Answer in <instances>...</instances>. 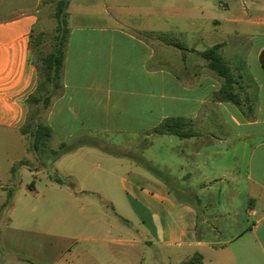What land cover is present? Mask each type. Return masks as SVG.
I'll list each match as a JSON object with an SVG mask.
<instances>
[{"label": "crops", "instance_id": "obj_1", "mask_svg": "<svg viewBox=\"0 0 264 264\" xmlns=\"http://www.w3.org/2000/svg\"><path fill=\"white\" fill-rule=\"evenodd\" d=\"M44 1L0 0V127L23 138L26 101L37 87L31 34ZM67 12L61 87L44 124L54 150L86 138L98 146L51 164L74 190L47 174L49 192L87 195L106 230L102 243L118 244L108 237L115 229L127 243L161 248L167 257L175 251L179 261L200 254L203 264H264V38L254 51L243 42L254 37L243 27L264 32V0H70ZM90 13L106 18L86 25ZM159 16L185 26L178 34L186 50L152 27ZM217 33L224 39L210 47L224 44L241 106L217 100L223 79L199 54L210 47L198 44ZM171 118L186 120L196 135L175 136L160 157L150 145L137 151L141 138L150 141ZM10 223L3 239L9 264H60L77 243L44 229L35 213Z\"/></svg>", "mask_w": 264, "mask_h": 264}, {"label": "rangeland", "instance_id": "obj_2", "mask_svg": "<svg viewBox=\"0 0 264 264\" xmlns=\"http://www.w3.org/2000/svg\"><path fill=\"white\" fill-rule=\"evenodd\" d=\"M153 1L163 3L177 0ZM212 1L217 6H220L222 0ZM224 1L239 2V0ZM54 11L55 8L51 0H48L47 4L40 10V20L36 35L42 34L40 42L37 43V49L43 53H48L53 48V36L57 27ZM90 14L89 18L84 20L86 25L94 22L100 24L101 20L106 16L99 13ZM152 27L154 29H162L165 32L168 31L171 34L168 39L179 42H181L182 38H180L178 32L185 29V26L179 24L175 19L164 18L163 16L154 17ZM243 28L247 31H252L254 34L252 39L243 41L247 49L250 51L256 50L262 43L264 32H261L260 36H255L254 28ZM223 39L222 34L217 33L209 40L199 43L198 48L207 49L212 44L220 43ZM154 41L156 42V39ZM184 41L192 43L190 37H187ZM45 112L46 109H41L38 113L37 120L39 122H45ZM30 115L31 111L27 108L25 123ZM176 141L177 138L175 136L162 137L153 135L150 141L141 138L137 142V151L141 152L143 148L150 145V151L160 157L163 154L160 151L164 145H175ZM31 142L32 138L29 135L23 138L14 130L0 127V260L2 261L0 264H9V260L5 256L6 250L3 239L5 232L11 225V220L22 212L35 213L40 220L39 225L43 226L44 229L54 227L56 229L55 232L63 240H66L68 236L77 241L73 252L66 254L65 259L60 264H188L189 260L179 261L180 254L175 251L170 254V257H167L164 254L168 253V251L161 248H148L144 244L138 243V241L127 243V238H123L122 234L115 229L108 233V237L117 240L118 244L109 245L102 243V238L106 236V230L105 228L102 230L103 223L97 217L95 209H91L87 195L75 194L72 195L71 199L54 198L53 194L48 190L50 187L48 188L46 183L43 182V180H46L47 174H49L44 164H51L49 160L52 157L38 154L33 150ZM20 162L24 165H20L15 175H12L11 167ZM23 167H28L31 171ZM32 180H35L34 191L29 189ZM9 191H14L12 200L9 199ZM86 235L92 238L85 240ZM134 235L137 239L142 237L140 233H135ZM53 256L54 254L49 255L50 258H53Z\"/></svg>", "mask_w": 264, "mask_h": 264}, {"label": "trees", "instance_id": "obj_3", "mask_svg": "<svg viewBox=\"0 0 264 264\" xmlns=\"http://www.w3.org/2000/svg\"><path fill=\"white\" fill-rule=\"evenodd\" d=\"M47 2L48 0L44 1L42 6H45ZM51 2L55 8L54 18L57 23L55 35L53 36V48L48 53H43L37 49V43L40 42L42 34L37 36L36 30L38 26L35 27L31 34L30 49L33 55V65L37 72V87L34 93L31 94L26 101L27 107L29 108V111H31V115L27 119V122L20 128V133L23 136L29 135L32 138L31 146L33 150L40 155L52 157L51 164H53L62 155L72 152L81 146H98V143L95 140L86 138L78 140L72 144L62 143L58 149L54 150L50 147L52 137L50 128L37 120L38 113L41 109H47L51 97L61 87V73L65 58V45L67 42V36L70 32L67 12L70 0H51ZM164 35L165 34H163V37H165ZM159 37H162V35L159 34ZM171 43L176 48L183 51L186 50L185 45L177 40H171ZM223 46V43L217 44L199 54L207 61L209 69L223 79V86L221 91L217 94V100L232 102L235 105L241 106L242 100L239 94L235 91L238 80L235 77L231 66L227 63L221 53ZM260 62L264 69V51L260 55ZM248 108L253 112L251 106H248ZM153 133L159 136L169 135L180 138H190L196 135V132L192 130L186 120L175 118L163 121L159 126L154 128ZM140 163L145 164L142 159H140ZM51 164H44L46 171L49 172V179L52 182L74 190V185L59 176V174L52 169ZM20 165L22 166L24 164L20 162L19 164L13 165L11 168L12 175H15L16 170ZM34 187L35 182L33 181L29 185L30 191H33ZM13 194L14 191H9V199L12 200L14 197ZM188 264H203V258L200 254H196L189 260Z\"/></svg>", "mask_w": 264, "mask_h": 264}]
</instances>
